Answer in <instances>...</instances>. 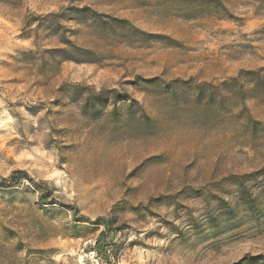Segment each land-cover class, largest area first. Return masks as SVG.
<instances>
[{"label":"rangeland","instance_id":"obj_1","mask_svg":"<svg viewBox=\"0 0 264 264\" xmlns=\"http://www.w3.org/2000/svg\"><path fill=\"white\" fill-rule=\"evenodd\" d=\"M0 264H264V0H0Z\"/></svg>","mask_w":264,"mask_h":264},{"label":"trees","instance_id":"obj_2","mask_svg":"<svg viewBox=\"0 0 264 264\" xmlns=\"http://www.w3.org/2000/svg\"><path fill=\"white\" fill-rule=\"evenodd\" d=\"M21 178H25L28 180L30 183H32L35 187L40 188L42 187L43 183L36 181L34 178H32L25 170L22 169H15L13 170L8 177H5L2 179L4 184H10V183H15L18 182ZM45 196H43L44 198ZM103 219V218H97Z\"/></svg>","mask_w":264,"mask_h":264}]
</instances>
